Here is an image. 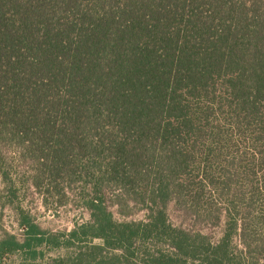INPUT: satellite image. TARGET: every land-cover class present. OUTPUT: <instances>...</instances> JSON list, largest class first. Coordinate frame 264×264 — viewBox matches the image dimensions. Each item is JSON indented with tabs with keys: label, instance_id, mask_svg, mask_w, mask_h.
Instances as JSON below:
<instances>
[{
	"label": "trees",
	"instance_id": "trees-1",
	"mask_svg": "<svg viewBox=\"0 0 264 264\" xmlns=\"http://www.w3.org/2000/svg\"><path fill=\"white\" fill-rule=\"evenodd\" d=\"M0 231L8 264H264V0H0Z\"/></svg>",
	"mask_w": 264,
	"mask_h": 264
},
{
	"label": "rangeland",
	"instance_id": "rangeland-1",
	"mask_svg": "<svg viewBox=\"0 0 264 264\" xmlns=\"http://www.w3.org/2000/svg\"><path fill=\"white\" fill-rule=\"evenodd\" d=\"M40 201L37 195L28 193L25 198V208L30 210L32 217L36 219V222L39 223L41 225L40 227L44 230H69L73 227L74 222H80L86 218V214L74 206L73 203L66 207H50L46 210ZM6 215L7 216H5L3 220V227L10 232L18 234L16 224L9 218L7 212ZM2 235L3 233L0 231V240H2ZM0 264H8V261L0 262Z\"/></svg>",
	"mask_w": 264,
	"mask_h": 264
}]
</instances>
